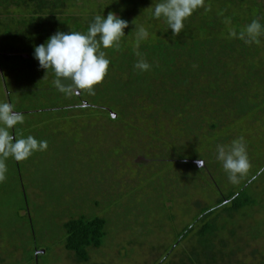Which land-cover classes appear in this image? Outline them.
Instances as JSON below:
<instances>
[{
	"label": "rangeland",
	"instance_id": "1",
	"mask_svg": "<svg viewBox=\"0 0 264 264\" xmlns=\"http://www.w3.org/2000/svg\"><path fill=\"white\" fill-rule=\"evenodd\" d=\"M259 40L247 44L251 64L238 65L241 74L249 69L254 89L239 103L219 96L216 106L207 99L197 109L191 96L176 108L169 93L163 107L138 111L108 83L83 92L95 106L122 102L118 122L98 107L62 108L79 98L53 86V71L39 67L34 51L23 58L0 50V103L11 98L15 111L26 109L10 132L48 143L22 162L6 160L0 264H264V35ZM16 42L3 37L0 49ZM239 137L251 167L233 184L217 145ZM81 215L105 218L87 260L65 246V221Z\"/></svg>",
	"mask_w": 264,
	"mask_h": 264
},
{
	"label": "trees",
	"instance_id": "2",
	"mask_svg": "<svg viewBox=\"0 0 264 264\" xmlns=\"http://www.w3.org/2000/svg\"><path fill=\"white\" fill-rule=\"evenodd\" d=\"M159 2L161 0H0V45L3 37L21 44L12 50H0L3 54L29 57L35 46L46 43L57 31L86 33L96 15L106 18L111 11L128 21L129 26L124 29L119 50L101 46L110 60L102 83H108V90L117 94L126 93L130 104L138 111H146L154 105L163 107L161 98L169 93L175 97L176 108L186 106L190 97L196 96L197 109L205 108L207 99L216 106L219 96L232 97L239 103L242 98L253 94L252 74L248 73L249 69L241 74L238 65L251 64L249 62L255 54L249 51L244 41L231 37L230 32L239 33L253 19H258L264 26V0H205V8L210 6L211 10L199 8L194 11L184 21L183 31L175 37L164 18L153 16ZM139 27L148 32L147 38L139 41L137 49L151 65L147 71L134 68L141 58L134 52ZM239 53L241 55L237 56ZM238 60L241 63L238 64ZM82 94H76L78 102L66 103L62 108L94 106L105 110L114 121L122 120V102H115L116 106L109 103L95 106L84 100ZM8 100L13 105L11 98ZM25 111L17 108L16 112ZM215 124L211 123L213 127ZM235 194L232 193L230 198H234L237 205ZM198 218L204 217L199 215ZM189 226L180 234L185 235ZM205 226V230L211 228L207 221ZM65 228V246L87 260V247L100 245L106 232L105 218L72 217L65 221ZM237 261L233 264H241ZM213 263L216 261L210 264Z\"/></svg>",
	"mask_w": 264,
	"mask_h": 264
},
{
	"label": "clouds",
	"instance_id": "3",
	"mask_svg": "<svg viewBox=\"0 0 264 264\" xmlns=\"http://www.w3.org/2000/svg\"><path fill=\"white\" fill-rule=\"evenodd\" d=\"M199 8H205V0H161L155 5L153 16L156 19L164 18L175 37L183 31L184 21ZM210 10V6L205 8V11ZM128 26L129 22L114 12H108L106 18L104 15H96L86 33L57 31L46 43L35 46L34 57L39 61V67L45 69L46 73L49 69L53 71L55 75L53 86L58 91L67 96L80 92L95 95V86L103 82L110 64L101 46L104 49L119 50L121 38L125 35L124 29ZM261 35H264V26L258 19H253L239 33L235 30L230 32L231 37L249 45L259 44ZM147 36V30L139 27L137 43L134 46L137 57H141L137 50L139 41L146 39ZM150 67L151 65L142 57L134 64V68L139 71H147ZM62 81L69 83L65 84ZM24 119V114L16 112L11 103H0V183L7 179L8 158L22 162L34 152L47 150L46 140L38 141L31 135L18 137L10 132L17 124H23ZM216 159L221 162L229 181L233 184H238L251 167L243 137L233 140L230 145H217ZM195 163L200 169L204 166L202 159Z\"/></svg>",
	"mask_w": 264,
	"mask_h": 264
},
{
	"label": "water",
	"instance_id": "4",
	"mask_svg": "<svg viewBox=\"0 0 264 264\" xmlns=\"http://www.w3.org/2000/svg\"><path fill=\"white\" fill-rule=\"evenodd\" d=\"M112 114H113L114 116H116V115H117V113H116V112H112Z\"/></svg>",
	"mask_w": 264,
	"mask_h": 264
}]
</instances>
